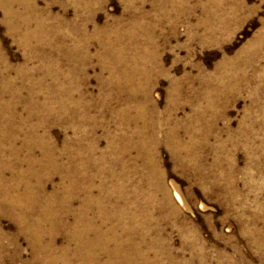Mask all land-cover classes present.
<instances>
[{
  "label": "rangeland",
  "instance_id": "1",
  "mask_svg": "<svg viewBox=\"0 0 264 264\" xmlns=\"http://www.w3.org/2000/svg\"><path fill=\"white\" fill-rule=\"evenodd\" d=\"M80 102L91 120L75 127L60 105ZM140 130L178 210L158 224L168 264H264V0H0V164L17 150L23 172L29 150L41 160L67 143L94 145L101 163L106 150L134 156ZM32 169L30 183L62 190L59 172ZM61 212L35 245L0 206V264H51L47 247L65 264Z\"/></svg>",
  "mask_w": 264,
  "mask_h": 264
},
{
  "label": "bare ground",
  "instance_id": "2",
  "mask_svg": "<svg viewBox=\"0 0 264 264\" xmlns=\"http://www.w3.org/2000/svg\"><path fill=\"white\" fill-rule=\"evenodd\" d=\"M145 52L143 49V57H137L142 58L140 62L143 64L148 63L150 58V54ZM116 56L114 59L117 58L118 61L120 54ZM137 65L144 69L138 60ZM133 72L135 69L131 67L126 69V78L129 82L132 80ZM70 92L71 89L68 88V97ZM78 105L84 106L82 102L71 108L60 105L66 122L75 127V124L81 127L91 120L86 109L82 112ZM74 117H79L76 119L78 123L73 122ZM5 126L10 129L8 123H5ZM6 130L3 129V135ZM142 130H140L139 150L135 151L134 156L130 155L132 150H106L102 153L103 163L92 159V153L96 149L94 145L90 150H85L84 146L73 149L71 143H67L62 151L54 147L41 150V160L35 158L32 150H29L25 158L28 169L18 172L21 166L18 151L11 150L14 162L0 164L1 208L15 219L24 234L33 238L35 245L38 244L41 236L51 229H43L44 222L54 218L55 225L57 223L64 225L61 218H66L61 211L65 212L64 215L73 216V224L65 228L69 241L75 248L70 250L66 247L62 250L61 253L67 255L65 264H72L73 260H78V264L170 263L173 260L172 253L170 251L162 253L158 249L162 247L159 245L165 244L162 241L163 228L158 224L176 216L178 210L173 205L163 182V171L161 172L152 161V150H148L147 137L143 135ZM82 140H84V131ZM63 153H67L68 157L66 162L62 163ZM126 155L129 156L130 161H125ZM189 158L184 157L181 162L198 163V159L195 158L194 161ZM108 159L111 162H108ZM36 164L44 171L54 170L62 175L60 192L48 194L42 180L35 184L30 183L33 175L32 167ZM92 165L100 166L93 168L95 172L92 173L89 171ZM7 168L16 172L13 178H5L4 170ZM96 182L99 184L97 185ZM21 184L24 186L23 191H20ZM159 194L162 195L161 199L158 198ZM176 197L177 201L183 204V199L178 193ZM56 198H61L60 205L54 207L53 201ZM74 200L81 202L80 207H73ZM51 250V247L44 249L46 253H50L48 262L54 264L57 257L51 253ZM101 256L105 258L103 262Z\"/></svg>",
  "mask_w": 264,
  "mask_h": 264
}]
</instances>
